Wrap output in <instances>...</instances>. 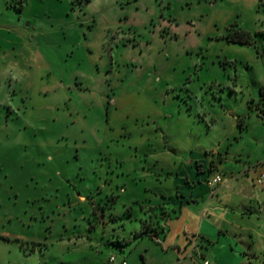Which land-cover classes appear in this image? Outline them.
Segmentation results:
<instances>
[{
    "label": "rangeland",
    "instance_id": "rangeland-1",
    "mask_svg": "<svg viewBox=\"0 0 264 264\" xmlns=\"http://www.w3.org/2000/svg\"><path fill=\"white\" fill-rule=\"evenodd\" d=\"M256 4L0 5L7 38L0 45V264H106L111 254L134 264L146 242H117L134 240L140 222L153 221L141 202L176 194L189 172L198 180L212 175L210 163L227 154L224 168L237 165V155L261 162L255 104L264 35ZM237 32L248 43L229 42ZM108 93L139 97L141 108L125 101L111 115ZM89 236L109 247L90 249Z\"/></svg>",
    "mask_w": 264,
    "mask_h": 264
},
{
    "label": "crops",
    "instance_id": "crops-1",
    "mask_svg": "<svg viewBox=\"0 0 264 264\" xmlns=\"http://www.w3.org/2000/svg\"><path fill=\"white\" fill-rule=\"evenodd\" d=\"M5 2L6 0H0V5L3 6ZM256 2V10L260 16L264 10V0ZM6 42L7 38L1 35L0 45L3 47ZM251 42L257 43V38L252 37ZM103 101L108 103V113L113 110L111 115L115 116H118V112L125 107V101L132 102L138 110L142 103L139 97L133 95L112 96L110 93L103 95ZM143 114L145 115V111ZM147 115L150 117V113ZM257 118L261 125L259 135L264 139V121L258 116ZM233 129H236L234 125ZM233 134H236L235 130ZM250 143L255 144L253 141ZM227 155L220 162L213 160L210 163L209 173L214 171L212 175L198 180L189 172L181 179L182 186H177L176 194H163L154 202L152 200L141 202L145 209L166 203L171 220L167 222L165 233L159 236L135 238L131 233L134 240L127 236L121 237L126 239L123 242L127 244L137 239L140 243L146 242L140 258L137 255L134 264H203L204 261L210 264H264V185L259 186L255 183L258 169L264 171V156L262 160L258 158L257 161L261 162L255 164L249 155L246 160L236 154L234 161L238 164L232 162L234 167L224 168L223 164L228 163ZM201 171L205 172L204 169ZM219 171L224 173L222 175L226 180L218 187L219 189H213L209 187L208 180L215 174L222 173ZM229 186L232 189L230 194H227L226 188ZM228 198L230 200L225 201ZM107 224L105 223L103 228ZM90 230L95 231L97 228ZM139 230L140 225L133 231ZM104 237L109 241L111 236L107 233ZM86 245L101 252L104 243L89 236ZM212 245H215V249L210 251ZM104 246L107 248L108 244ZM45 247L48 245L45 244ZM111 255L106 264H121L122 261L129 264L126 257L119 258L115 255V262L111 263Z\"/></svg>",
    "mask_w": 264,
    "mask_h": 264
},
{
    "label": "trees",
    "instance_id": "trees-1",
    "mask_svg": "<svg viewBox=\"0 0 264 264\" xmlns=\"http://www.w3.org/2000/svg\"><path fill=\"white\" fill-rule=\"evenodd\" d=\"M21 3L24 2V0H20ZM23 8V4L20 5V10ZM236 25H233V27ZM239 32H237L236 37H231V33H229L228 40L229 42H234V43H241V44H246L248 43L247 40L240 39L238 36ZM255 109L257 116L261 118L264 121V85L260 89V98L258 102L255 104ZM166 203H160L154 207L152 219L153 221H150V224L148 223L147 225L144 222H140V230L134 232L133 236L141 238L143 236H148V237H154V236H159V234H164L166 230V225L169 220H171V214L167 211L166 208ZM210 242V241H209ZM118 245L124 246L127 243L126 242H117Z\"/></svg>",
    "mask_w": 264,
    "mask_h": 264
},
{
    "label": "built area",
    "instance_id": "built-area-1",
    "mask_svg": "<svg viewBox=\"0 0 264 264\" xmlns=\"http://www.w3.org/2000/svg\"><path fill=\"white\" fill-rule=\"evenodd\" d=\"M262 16L264 18V10L262 12ZM261 33L264 35V22L262 25ZM225 180L226 179L222 174L217 173L210 180H208V185L214 188L216 186L223 184ZM255 183L256 185H259V186L264 185V171L263 170L257 172L256 177H255ZM110 262L111 263L115 262L114 256L110 258ZM121 264H126V261H122ZM203 264H210V263L208 261H204Z\"/></svg>",
    "mask_w": 264,
    "mask_h": 264
}]
</instances>
